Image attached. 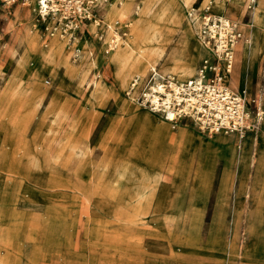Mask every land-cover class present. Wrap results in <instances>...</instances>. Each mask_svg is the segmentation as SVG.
<instances>
[{
	"label": "rangeland",
	"instance_id": "rangeland-1",
	"mask_svg": "<svg viewBox=\"0 0 264 264\" xmlns=\"http://www.w3.org/2000/svg\"><path fill=\"white\" fill-rule=\"evenodd\" d=\"M35 1L0 0V184L13 185L0 186V258L12 264H111L108 254L120 264H179L211 246L221 248L227 231H234L236 253L243 228L231 221L230 186L223 216L215 215L221 213L216 200L223 161L212 158L204 186H192L204 163L199 139L170 147L179 156L194 149L187 186H173L167 170L175 174L180 167L167 156L161 162L170 169L158 168L165 186L142 187L134 177L132 150L149 125L137 117L144 106L136 100L129 107L132 78L117 81L111 62L113 40L128 37V23L115 19L118 34L106 26L107 10H120L124 0H45L55 5L47 14ZM168 2L154 0L150 21L159 18L167 47L188 61L198 40L189 24L194 11L185 9L171 21L164 13ZM200 2L191 6L196 10ZM199 48L195 68L207 53ZM174 124H168L172 133L188 127L210 144L230 135L203 131L188 118ZM11 154L21 163L11 162ZM34 169L56 175L43 177L44 186H29Z\"/></svg>",
	"mask_w": 264,
	"mask_h": 264
},
{
	"label": "crops",
	"instance_id": "crops-1",
	"mask_svg": "<svg viewBox=\"0 0 264 264\" xmlns=\"http://www.w3.org/2000/svg\"><path fill=\"white\" fill-rule=\"evenodd\" d=\"M249 1L226 0L219 14L239 22L242 37L235 47L233 69L226 75V81L232 89L244 95L249 108L253 111L257 108L260 113L257 126L247 129L242 139L236 134H230L211 144L205 138L193 137V129L186 127L184 133L186 140L199 139L200 148L204 151V163L195 169L192 186H204V169L209 166L212 158L223 161L218 177V186L222 187L216 200V206L221 208L218 212L221 213L215 215L216 218L223 216L228 204L226 196L231 187L234 196L231 202V221L241 224L242 243L235 253L232 246L234 231H227L225 244L221 248L211 246L209 251L200 254L194 261L179 264H264V0H256L260 10L259 23L254 22V14L251 8H247ZM193 150L191 147L190 152L180 155V171L177 173L164 167L173 176V186H187V177L192 170ZM8 159L13 163H21L22 160L13 154ZM46 172L32 170L29 186H44L43 177L56 175V172ZM160 184L165 186L162 173ZM0 186L13 185L2 182ZM194 218V222H197L198 210L195 211ZM234 260H240V263H234Z\"/></svg>",
	"mask_w": 264,
	"mask_h": 264
},
{
	"label": "bare ground",
	"instance_id": "bare-ground-1",
	"mask_svg": "<svg viewBox=\"0 0 264 264\" xmlns=\"http://www.w3.org/2000/svg\"><path fill=\"white\" fill-rule=\"evenodd\" d=\"M192 1L193 0H171V2L167 3L164 13L166 12V14L169 15L170 20L174 21L173 19L180 17L181 12H184L185 9L187 11L193 10L194 16L189 18V24L196 30L197 38L200 26V8L207 5L211 12L213 11V14H216L221 18H228L224 14H219L222 12L226 0H201L200 5L196 10L191 6ZM35 2L43 14L48 13V8L55 10V5L48 6L46 3L47 1L45 0H36ZM153 11L154 0H124L123 7L120 10L113 6L106 12V26L108 33L113 31L118 34L115 31V19L117 17H122L128 23V37L126 39L117 37L113 40L115 45L112 46L114 51L111 55V62L117 81L122 82L127 76L132 78L130 90L127 92V100L130 103L129 107L136 103L139 87L148 77L149 72L153 70L160 74H168L174 76L176 79L185 80V78L192 76L195 73V60L200 56L199 46L201 45L198 39L193 54L188 61L175 57L174 47H167L169 35L166 34L163 29H160L159 18L157 17L155 22L150 21V18L154 15ZM251 11L254 14V22L257 23L260 18V10L256 0L251 6ZM251 38H254V36ZM144 107L140 108L137 117L141 119L145 125H149V128H143L142 135L136 143V147L132 150L133 154H135L134 167L137 166L134 177L135 179H138L140 186L142 187L158 186L161 182V171L158 168L165 167L162 163L164 159H162L161 162V158L167 156L169 160L175 159L177 166L179 165L180 156L172 154L170 147L174 144L176 146V143H182L185 140V129L180 127L177 135L172 133L168 128V124L171 122L172 126L176 127L177 125L174 124V120H171L169 117H165L161 113L148 107ZM38 154H40L39 151ZM98 163H103V159ZM167 169L170 168L167 166ZM105 258L108 263L120 264L115 256L105 254ZM0 264L12 263L3 257L0 258Z\"/></svg>",
	"mask_w": 264,
	"mask_h": 264
},
{
	"label": "built area",
	"instance_id": "built-area-1",
	"mask_svg": "<svg viewBox=\"0 0 264 264\" xmlns=\"http://www.w3.org/2000/svg\"><path fill=\"white\" fill-rule=\"evenodd\" d=\"M199 22L198 39L207 53L195 73L180 80L152 70L138 103L171 120L188 118L203 131L236 134L242 139L247 129L256 128L260 113L249 108L244 95L226 81L242 37L239 22L213 14L207 5L200 10Z\"/></svg>",
	"mask_w": 264,
	"mask_h": 264
}]
</instances>
